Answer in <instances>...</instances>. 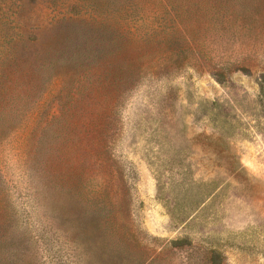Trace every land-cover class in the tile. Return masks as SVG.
Masks as SVG:
<instances>
[{"label":"rangeland","instance_id":"obj_1","mask_svg":"<svg viewBox=\"0 0 264 264\" xmlns=\"http://www.w3.org/2000/svg\"><path fill=\"white\" fill-rule=\"evenodd\" d=\"M0 264H264V0H0Z\"/></svg>","mask_w":264,"mask_h":264}]
</instances>
